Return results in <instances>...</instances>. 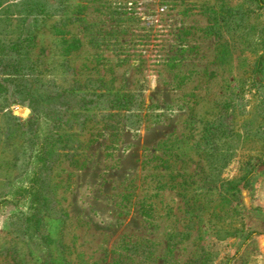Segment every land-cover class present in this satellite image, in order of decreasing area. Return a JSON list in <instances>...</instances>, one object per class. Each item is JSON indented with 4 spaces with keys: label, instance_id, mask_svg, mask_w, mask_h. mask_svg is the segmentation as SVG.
<instances>
[{
    "label": "rangeland",
    "instance_id": "rangeland-1",
    "mask_svg": "<svg viewBox=\"0 0 264 264\" xmlns=\"http://www.w3.org/2000/svg\"><path fill=\"white\" fill-rule=\"evenodd\" d=\"M3 2L0 53L28 35L57 97L34 122L0 92V264H264V7ZM39 146L47 246L18 194Z\"/></svg>",
    "mask_w": 264,
    "mask_h": 264
},
{
    "label": "trees",
    "instance_id": "trees-1",
    "mask_svg": "<svg viewBox=\"0 0 264 264\" xmlns=\"http://www.w3.org/2000/svg\"><path fill=\"white\" fill-rule=\"evenodd\" d=\"M260 6L264 7V0H255ZM29 36L20 37L17 41L11 43L10 55L6 58L3 54L4 48H1L0 53V92L9 93L7 85L12 86L11 92L14 93L12 104L9 108V116L14 117V110L18 109L22 103H26V100L30 103H35L38 106V111H36L35 118L32 119L36 122L40 119L43 113L45 114L51 110L50 106L57 95L48 94L49 90L46 86H42L44 91L38 93L36 99H34V91L32 89V84L39 80L38 72L33 69L29 64H25L28 52ZM24 85H23V84ZM37 85V83H36ZM10 92V93H11ZM15 94H19L20 98L16 99ZM50 98V99H47ZM36 100V101H35ZM34 101V102H33ZM63 104V103H62ZM31 107V106H30ZM34 107H32L33 109ZM62 105L59 104L58 112L61 110ZM38 112V113H37ZM24 113V112H23ZM59 115V114H58ZM17 119V118H16ZM52 155V149H45L43 146H39L36 152V163L34 165L32 175L28 180L25 187L18 190V194L25 195L28 200L29 213L28 221L34 228V233L38 238V241L43 245L50 244L51 237L49 234L45 233L44 221L45 213L48 210V201L44 192L45 187V173L48 169V164L50 163V157ZM47 262L43 264H52L53 260L51 256L47 257Z\"/></svg>",
    "mask_w": 264,
    "mask_h": 264
},
{
    "label": "crops",
    "instance_id": "crops-1",
    "mask_svg": "<svg viewBox=\"0 0 264 264\" xmlns=\"http://www.w3.org/2000/svg\"><path fill=\"white\" fill-rule=\"evenodd\" d=\"M9 3V2H8ZM8 3L6 2H3L1 5H0V9L3 7H5L6 9L9 10V6H8ZM4 12V11H3ZM9 13L8 12H5L4 15H8Z\"/></svg>",
    "mask_w": 264,
    "mask_h": 264
}]
</instances>
